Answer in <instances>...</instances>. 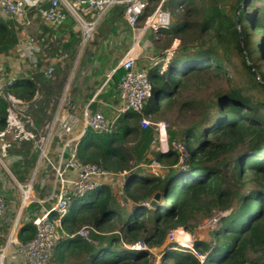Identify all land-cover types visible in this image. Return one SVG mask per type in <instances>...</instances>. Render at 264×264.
I'll list each match as a JSON object with an SVG mask.
<instances>
[{"label":"trees","instance_id":"trees-1","mask_svg":"<svg viewBox=\"0 0 264 264\" xmlns=\"http://www.w3.org/2000/svg\"><path fill=\"white\" fill-rule=\"evenodd\" d=\"M182 5L176 8V4ZM262 0H235L230 10L224 9L220 0H168L165 9L183 10L186 19L194 18L193 24L175 22L171 29H161L168 39L166 50L175 41L180 46L162 72L165 54L148 67L152 84V95L147 100L143 114L129 112L121 116L116 130L110 135L87 132L79 146V158L84 163H93L113 173L129 171L134 166L157 160L169 166L168 175H145L144 168L133 169L123 187L124 198L131 209L122 212L117 208L116 194L109 185L76 199L62 218L60 239L56 243L51 264H153L148 251H131L122 248L123 243L132 245L143 241L149 249L160 247L166 236L179 228L193 232L203 221L218 217L216 227L203 238L194 236V250L205 256L202 262L192 251L178 252L166 248L163 261L173 264H264V100L248 94L247 87H231L216 97L209 109L207 119L181 131L172 132L170 147L176 137L186 147L187 168L178 166L179 156L171 151L154 153L148 159L147 152L157 138L154 128H142L143 118L155 121L178 104L182 93L192 84L215 73L222 75L223 58L232 48L246 56L251 63L245 67L248 85H264V71L257 64L256 57L263 56L264 39L260 47L251 41L248 34V12ZM149 2V1H148ZM158 4V0H151ZM242 5L240 8H238ZM156 8V7H155ZM149 7L139 19L145 23L155 10ZM126 8H114L100 25H110L120 31ZM262 17L256 30L264 35V7H259ZM259 15V13H258ZM75 23L69 19L65 28ZM18 24L13 20L0 19V56L7 55L19 44ZM206 38L208 41H206ZM80 33L71 35L69 49L78 47ZM261 49V53L257 50ZM257 57V58H258ZM46 67L35 65L8 88V92L29 105L28 114L41 127L47 118L43 107L47 100L35 99L38 94L58 97L63 84L53 86L55 79L44 76ZM124 70L112 75L118 85ZM250 85V86H251ZM43 96V97H44ZM189 105V104H186ZM7 102L0 97V131L5 128ZM194 109V108H193ZM210 118V120L208 119ZM134 137L135 141L130 142ZM14 161L11 164L19 182H26L33 170L37 154L32 145L17 144L11 150ZM5 178L0 174V195L9 203L5 216L0 221L1 233L6 231L18 204L13 201V190L7 189ZM49 186H46L48 189ZM6 189L8 191H6ZM41 197L46 195L37 185ZM160 195L156 207L148 208L155 195ZM43 208L37 203L24 211L23 225L19 233L22 244L34 239V219ZM227 213V214H226ZM58 214L53 212L51 220ZM82 226L97 231L93 234L95 243H89L76 233Z\"/></svg>","mask_w":264,"mask_h":264},{"label":"built area","instance_id":"built-area-1","mask_svg":"<svg viewBox=\"0 0 264 264\" xmlns=\"http://www.w3.org/2000/svg\"><path fill=\"white\" fill-rule=\"evenodd\" d=\"M167 1L158 0L155 10L147 17L144 26L139 28V19L149 7L148 0H0V17L13 20L18 24L19 44L31 55L30 58L41 53L36 38L27 33L28 27L37 17L55 29H61L69 19H72L81 35V49H85L94 41L97 28L104 18L114 8L124 6L126 8L125 22L134 32L136 39V44L124 55L114 71L115 73L122 69L124 74L118 83L113 104L100 102L102 108H94L93 106L98 103V94H96L84 109L77 110L68 99L70 96L68 89L65 90L53 118L41 127H38L28 114L29 105L8 92V88L13 86L19 77L4 75L2 64H0V97L8 104L6 125L0 131V174L13 182L19 191L21 211L11 227L6 244L0 247V264H5L12 247H19L20 254L24 256L27 264H51L54 247L60 239L62 218L67 214L74 200L81 199L103 185H107L116 177L125 179L124 187L131 171L139 167L147 172L163 169L169 171V166L152 160L134 166L129 171L113 173L97 164L84 163L79 158V146L87 132L110 135L115 132L121 116L129 112L143 114L145 104L152 95V84L148 68L137 67L141 59L137 48L147 33L158 36L161 29H171L172 12L163 7ZM33 14L35 15L31 18ZM184 23H192V21L186 19L179 24ZM175 52V49L165 51L166 56L161 73L166 70ZM158 59V55L146 58L148 65H153ZM54 75L55 67L47 66L44 70L45 78L52 80ZM35 99H39L38 95ZM140 124L144 129L154 128L161 153L175 152L179 156V168L184 170L188 167L185 145L178 141L173 144V148L170 147L169 125L166 122H154L143 118ZM17 144L32 145L37 154L33 170L24 183L19 182L11 170V164L14 161L11 150ZM48 182L50 185L46 189ZM37 185H40L41 191H45L44 197L36 191ZM34 203L42 206L44 210L33 221L36 226L34 239L22 244L19 240L23 225L22 216L25 209ZM8 206L6 196L0 195V221L5 216ZM145 206L151 208L149 202L145 203ZM53 212L59 215L54 221L50 218ZM95 233H97L95 229L85 226L76 234L89 243H95L93 238ZM126 247L131 251H148L153 254L152 249H149L143 241ZM183 248L192 251L202 262L205 260V256L195 252L194 244L191 243V247Z\"/></svg>","mask_w":264,"mask_h":264},{"label":"rangeland","instance_id":"rangeland-1","mask_svg":"<svg viewBox=\"0 0 264 264\" xmlns=\"http://www.w3.org/2000/svg\"><path fill=\"white\" fill-rule=\"evenodd\" d=\"M148 1L150 3L151 10L153 7L155 8L158 5L155 2H151V0ZM234 3L235 0H220L221 6L226 10H230ZM186 5L187 4H185V6ZM185 6L183 7L184 9L181 11H173L172 26L173 24H175V22L180 23L186 21L187 16ZM259 7H264V0L257 2V4L248 12L250 23L248 28V34L250 36L251 41L256 42L257 47H260V41L264 39V35L256 30V25L258 26L259 21L262 17V14L259 12ZM34 15L35 14L31 15V18ZM189 19L190 21H192L191 24H193L195 19ZM120 26L121 29L118 32L112 29V26L108 24L100 25L97 28L95 38L92 43H90L85 49H81V46L79 44L78 47L73 50L67 48L66 45L71 42L72 34L77 35L80 33L76 25L73 27V29L66 28L64 30H59L55 29V27L52 26L49 27L48 25H46V23L39 20V17H37L36 20L32 21L31 25L28 27V35L35 37L34 35L37 30L42 31V33L44 34H48V37L41 36L43 34H41L40 36L37 35V46L41 50V53L37 56V62L40 64L43 63L42 65H44L45 67L49 65L55 67V75L53 78V80L55 79V81L53 86L61 84V82L63 84V88L61 89V92L58 97L51 96L50 98H47V96H44L45 94L42 93L44 94V97L42 96L40 99L44 98L45 100H47L46 104L43 105L47 114V118L43 119L44 124L46 122H49L55 115L58 104L60 103V100L65 94V90L69 89L68 91L72 93L74 86H76V81L78 80L79 76L82 75L83 82H88V80L91 79V76L87 74V68H90L89 60L91 59V57L102 58L104 56L107 60V63L111 64L113 63L114 59H118L120 58L119 56H121L120 49L117 47L119 43H122V45L127 48H129V45H131L132 47L136 44L134 32L128 27L125 20L120 23ZM143 26L144 23H139V28H142ZM127 30L129 31L128 34ZM127 35L129 37H127ZM151 35L153 36V34L147 33L142 38L140 45L142 46V49L144 51H150L151 47L157 49V55L161 57V53L163 55L166 51L167 47H165V45H167L168 39L165 36H160L159 41L154 42L151 39ZM206 41H208L207 38ZM179 46L180 41L175 40L170 45L168 50L175 49L176 51L178 50ZM258 52L261 53V49H258L257 53ZM30 56L31 55H29L25 50H23L21 48V45L18 44L14 49L10 51V53L6 57L9 58L8 61H10L11 63H16L23 70V68H26L28 66V58ZM257 57V64L264 71V66L261 64V59L263 56H260L258 58ZM41 60L43 62H41ZM82 60H85L86 63L83 64ZM223 62L224 70L221 76L215 73H211L209 76L203 78L201 82L192 84L190 88H188L182 93L178 104H176L174 108L168 111L165 115L156 118L154 122L162 121L166 122L169 125V137L172 132H181L191 127L195 123H202L204 120H206L209 113V109L213 102L216 101V97L227 92L231 87L249 86L248 94H250L255 99L264 100V85H262L261 81H259V84L261 86H252L251 84L248 85L249 76L244 64L246 62L247 65L251 66V63L246 59L244 53L242 55L235 48H232L229 51L228 55L224 56ZM144 63V59L139 60L140 66H143ZM99 66H101L100 62ZM1 67L3 69L4 75L6 76L8 75V72L11 74V71L14 69L7 67L6 70L4 69L3 65H1ZM105 79H107V77L104 76L102 78V81H104ZM92 82V79L90 80V82H88V84L86 85V90L88 89V91H90L95 88V85L94 87L92 86ZM68 99H71V97L69 96ZM208 119L210 120L209 117ZM155 140L156 141H154L148 149V159H152L154 153L159 151L157 138ZM134 141V137H131L130 142L133 143ZM178 141H180V138L176 137L174 143ZM130 165L137 166L136 161H133ZM143 174H148V176L154 175L166 177L168 175V171L163 169L158 171L147 172L145 170L143 171ZM50 180L51 177L49 178V181ZM5 182L8 183V178H5ZM111 183L120 184V178H114ZM49 185L50 182L48 183V186ZM7 189L13 190V201L18 204V207H16L15 210L12 209L13 215L10 219L11 221H9V226H7L5 232H2V239L4 240V244L7 241V237L9 236L11 227L14 224L18 213L21 212L20 193L17 190L16 186H14L13 182L10 181V183L7 184ZM7 189L6 191H8ZM43 190H45V187H43ZM116 198L118 201L117 208L120 209L123 213L131 209L128 201L124 198L123 189L120 191V193L116 194ZM45 206L47 207V205ZM23 217L24 214L22 216V219ZM217 221L218 218L205 220L193 232L186 231L182 228L170 232L166 236L164 243L160 247L152 249L153 254H151V256L153 264H173L172 261H163V253L165 252L166 248L168 249V247L174 245L172 247L173 250H176L178 252H186L187 249L183 247H191V243L194 244V236L199 238L206 237L208 235V232L211 229H214V227H216ZM82 227H80L79 229H81ZM126 246L130 245H126L123 243L122 248H127Z\"/></svg>","mask_w":264,"mask_h":264},{"label":"crops","instance_id":"crops-1","mask_svg":"<svg viewBox=\"0 0 264 264\" xmlns=\"http://www.w3.org/2000/svg\"><path fill=\"white\" fill-rule=\"evenodd\" d=\"M181 5H182V1L178 2L175 6H176V8H178ZM0 19L5 20L2 17H0ZM46 25H48V24H46ZM174 25H176V24H174ZM64 29H66L65 26L59 30H64ZM128 33H129V31L127 30V34ZM41 34H43V35H41ZM37 35L48 37V34H44V33H42V31H39V30L36 31V33L34 35L35 38H37ZM148 35H150V34H148ZM160 36H162V35L161 34H159L158 36L157 35H153V36L151 35V39H152V41L157 42V41H159ZM127 37H129V36L127 35ZM117 47L120 49L121 56H119L120 58H118V59H114L113 63H111V64L107 63V60L105 59L104 56L102 58L91 57V59L89 60L90 61V64H89L90 68H87V72H88L87 74L91 76V79L93 80L92 86L94 87V85H95V88L93 90H90V91H88V89L86 90V88H87L86 85L88 84V82H90L91 79H89L88 82H83L82 75L79 76L78 80L76 81V86H74L72 93H70L71 104L77 110L84 109L88 105L90 100L96 94H98V96H97L98 103H96L93 106L94 108H97V107L102 108V105L100 104V102L105 103V104H113L115 102V97L117 94L118 85L114 84V82L112 80V75L114 74L115 69H117V67L119 66L124 55L131 49V45H129V48H127V47L123 46L122 43H119L117 45ZM137 50H138V53L141 55L140 60H143V59L145 60V63L143 64V66H140L139 61H138L137 67H141V68H148L149 67L148 61L146 60V58L148 56L158 54V50L155 48H152V47H151L150 51L147 50L149 53L147 51H144L142 49L141 45L139 46V48ZM42 53H43V51H42ZM7 55H1L0 56V64H2L4 66V69H6L7 67H10L11 69L14 68L11 71L12 72L11 74L8 72L7 77H10L12 75L18 76V74H19L18 77H23L27 73L32 72L33 69L35 68V65L40 64L37 62V59H38L37 56H35L33 58L29 57L28 58V66L26 68H23V70H22L21 67L19 65H17L16 63H11L10 61H8L9 58L6 57ZM98 61L100 62L101 66H99ZM41 62H43V61L41 60ZM82 63L85 64L86 61L82 60ZM42 66H44V65H42ZM104 76L107 77V79L102 81V78ZM42 96H43V94H41V93L38 94L39 99ZM105 110H106V107H105ZM124 180L125 179H120V181H121L120 184H112L110 181L107 185H109L112 188L114 194H118L123 189V181ZM48 183L46 186H48ZM22 221H23V219H22ZM3 241L4 240L2 239V233L0 230V247L4 246L6 244V243L4 244ZM5 264H27V262H26V259L24 258V256H22V254H20L19 247H12L9 251L7 258H6Z\"/></svg>","mask_w":264,"mask_h":264},{"label":"water","instance_id":"water-1","mask_svg":"<svg viewBox=\"0 0 264 264\" xmlns=\"http://www.w3.org/2000/svg\"><path fill=\"white\" fill-rule=\"evenodd\" d=\"M242 5H240L238 8H240ZM160 200V195L159 194H157V195H155L154 197H153V199L151 200V202H150V206L151 207H156L157 206V204H158V201Z\"/></svg>","mask_w":264,"mask_h":264}]
</instances>
